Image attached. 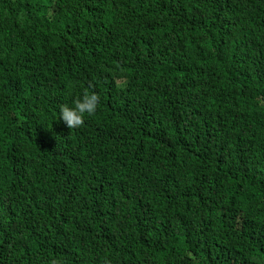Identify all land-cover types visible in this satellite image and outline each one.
Wrapping results in <instances>:
<instances>
[{"label":"trees","instance_id":"obj_1","mask_svg":"<svg viewBox=\"0 0 264 264\" xmlns=\"http://www.w3.org/2000/svg\"><path fill=\"white\" fill-rule=\"evenodd\" d=\"M0 264H264V0H0Z\"/></svg>","mask_w":264,"mask_h":264},{"label":"clouds","instance_id":"obj_2","mask_svg":"<svg viewBox=\"0 0 264 264\" xmlns=\"http://www.w3.org/2000/svg\"><path fill=\"white\" fill-rule=\"evenodd\" d=\"M99 97L94 91L85 90L71 104L58 106V117L67 128L76 129L83 125L86 116H91L97 110Z\"/></svg>","mask_w":264,"mask_h":264}]
</instances>
